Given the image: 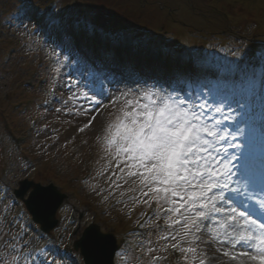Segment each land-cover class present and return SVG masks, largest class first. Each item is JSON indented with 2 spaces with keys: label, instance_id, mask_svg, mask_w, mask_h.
<instances>
[{
  "label": "rangeland",
  "instance_id": "rangeland-1",
  "mask_svg": "<svg viewBox=\"0 0 264 264\" xmlns=\"http://www.w3.org/2000/svg\"><path fill=\"white\" fill-rule=\"evenodd\" d=\"M76 1L0 0V264H25L14 250L18 230L11 222L14 191L24 179L43 186L54 184L68 195L57 213L59 226L49 234L41 233L52 246L48 257L52 264H60L54 260L60 257L59 251L71 253L74 264H84L73 246L92 223L117 237L123 251L116 264H235L233 251L241 247L234 248L228 232L237 219L236 214L235 219L230 218L232 202L241 199L240 193L252 191L253 184L234 175L233 199L220 213L205 209V216L212 215L206 225L205 216L183 210L167 213L169 206L154 200L151 192L143 195L148 190L134 184L136 178L125 182L127 169L107 149L106 136L125 96L131 97L134 91L125 85V91L118 87L100 97L96 92L97 87L104 90L100 77L95 75L96 87L85 75V53L93 50L76 38L66 41L63 29L74 31L82 26L83 36L90 30L97 41L116 43L118 53H124L125 62H132L133 69L149 68V84H154V90L179 93L175 85L182 84L187 85L192 99L206 98L217 130L228 138L227 144L220 146L228 147L232 164L245 148L254 150L257 143L264 142L261 127L254 122L256 108L264 107L263 98L259 99V94L255 102L254 91L247 86H242L238 96L225 98V83L201 85L198 69L184 79L173 70L199 64L209 72L208 66L217 65L214 74L223 69L227 75L261 63L264 71V0ZM48 14L55 19L50 20ZM46 33L48 38L41 42ZM108 60L121 61L117 53ZM56 94L60 103L43 111L42 102ZM120 96L123 98L116 101ZM96 100L99 105L93 102ZM217 107L221 111H216ZM26 156L33 159L32 166L25 162ZM248 178L264 196L260 191L264 175ZM5 189L11 191L9 195ZM230 190L231 185L225 190L226 198ZM46 198L38 197L41 203ZM154 208L149 228L143 226L144 216ZM75 227L79 229L72 235ZM137 228L138 233L130 234ZM188 248L195 251H182Z\"/></svg>",
  "mask_w": 264,
  "mask_h": 264
},
{
  "label": "snow or ice",
  "instance_id": "snow-or-ice-1",
  "mask_svg": "<svg viewBox=\"0 0 264 264\" xmlns=\"http://www.w3.org/2000/svg\"><path fill=\"white\" fill-rule=\"evenodd\" d=\"M216 111L221 109L217 107ZM227 140L217 130L206 98L192 99L167 89L138 88L131 97L125 96L118 115L108 125L106 146L114 158L124 163L125 182L127 178H136L133 183L148 190L143 195L151 192L154 200L169 206L167 213L179 214L183 210L204 217L205 209L220 213L231 199L224 193L233 182L232 157L228 147L220 146L226 145ZM245 179L253 184L255 194L254 181ZM260 191L264 192V186ZM240 207L243 210L239 217L247 227L241 231L237 225L231 226L238 233L233 244L246 245L247 250L239 255L264 264V220L258 224L256 219H249L254 213L264 217V200L251 207L241 202ZM236 211L231 208V219H235Z\"/></svg>",
  "mask_w": 264,
  "mask_h": 264
},
{
  "label": "water",
  "instance_id": "water-1",
  "mask_svg": "<svg viewBox=\"0 0 264 264\" xmlns=\"http://www.w3.org/2000/svg\"><path fill=\"white\" fill-rule=\"evenodd\" d=\"M33 187L35 190L30 198L33 203L27 202L28 208L35 219L43 225L44 229H51L56 225L53 219L56 210L62 203V197L54 188L45 190L41 189L40 186ZM26 190L27 188L21 194ZM40 195L47 197L46 202L41 203L39 201L38 197ZM50 196L53 198L51 199ZM53 199H56V201ZM36 202L39 203L35 204ZM77 246L82 248L83 254L87 258V264H112V259L117 250L113 238L100 235L99 229L95 227L86 231L83 240Z\"/></svg>",
  "mask_w": 264,
  "mask_h": 264
},
{
  "label": "bare ground",
  "instance_id": "bare-ground-1",
  "mask_svg": "<svg viewBox=\"0 0 264 264\" xmlns=\"http://www.w3.org/2000/svg\"><path fill=\"white\" fill-rule=\"evenodd\" d=\"M261 200H264V196L262 195V193L258 192V191H255V194L253 193V190L250 191L248 194H246L245 198L243 199V201H240V203H237V207L242 209L240 207V204L241 202H243L244 204H247L249 207H251L252 205H256V206H259V203ZM234 207V205H233ZM243 210V209H242ZM239 213L240 211H236V216H237V219H235V222L232 224V225H237V227L242 231L244 228L247 227V225L244 224V220L241 219L239 217ZM253 217H255L254 219L257 220V223L259 224L262 220H264V217H261L259 216L258 214L254 213L252 215ZM232 225H230L228 228V232H229V236H230V239H232V242H233V238L238 234L237 231L233 230V228L231 227ZM237 248H240V250H238L237 252L236 251H233V256L236 257V259H234V263L235 264H256L255 261H252L250 260L247 256H241L239 255V253L241 251H245L247 250V246L242 244V243H239V244H236L235 245Z\"/></svg>",
  "mask_w": 264,
  "mask_h": 264
},
{
  "label": "trees",
  "instance_id": "trees-1",
  "mask_svg": "<svg viewBox=\"0 0 264 264\" xmlns=\"http://www.w3.org/2000/svg\"><path fill=\"white\" fill-rule=\"evenodd\" d=\"M250 82V78L247 76V74H242V76L238 77V80H236L234 77L229 80L230 84L232 86H237L240 82Z\"/></svg>",
  "mask_w": 264,
  "mask_h": 264
}]
</instances>
